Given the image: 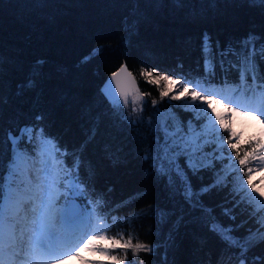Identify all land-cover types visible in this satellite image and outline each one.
Returning <instances> with one entry per match:
<instances>
[{"label":"trees","instance_id":"16d2710c","mask_svg":"<svg viewBox=\"0 0 264 264\" xmlns=\"http://www.w3.org/2000/svg\"><path fill=\"white\" fill-rule=\"evenodd\" d=\"M136 19V30L129 31L126 21L130 24ZM205 33L220 49L254 44L257 63L264 72V59L259 55L264 48V6L249 0H183V7H176L173 0H0V57L4 61L0 65V94L8 101L0 106V160L6 164L11 158L6 132L36 123L37 113H43V126L61 146L73 150L87 142L81 175L87 178V166L94 168L91 187L107 199L109 222L113 216L118 218L107 236L119 238L123 233L124 239L131 235L133 243L155 245L153 254L141 252L133 257L129 251L125 264H164L165 260L167 264H238L240 249L226 247L209 232L198 219L199 210H189L182 200L174 205L164 181L143 158L154 143L149 108L152 99L159 100V91L158 86L146 82L141 70L155 69L153 76L181 71L203 75ZM97 49L100 51H94ZM37 61L43 63L36 87L18 96L19 85L28 79ZM123 63L135 76L139 91L151 95L141 101L143 112L134 118L120 105L126 117L122 120L113 114L101 87ZM216 75L219 82V65ZM229 78L236 79V73L231 72ZM163 86L161 82L159 88ZM169 104L184 103L163 101L156 108ZM175 111L183 121L192 116L179 107ZM96 117V134L88 141ZM24 146L29 151L34 148L27 140ZM67 163L71 165V158ZM240 175L243 177V170ZM191 181L199 189L211 181V175L205 173L202 179L193 176ZM230 188L231 184L213 190L201 199L224 225L234 224V234L243 238L255 225L239 208L235 209V222L223 214L225 207H232ZM151 206H175L176 215L161 223ZM180 208L184 219L177 224ZM170 231L175 241L171 246L166 243ZM112 254L123 252L115 249ZM262 259L264 244L247 253V264H259Z\"/></svg>","mask_w":264,"mask_h":264},{"label":"snow or ice","instance_id":"6c2138e0","mask_svg":"<svg viewBox=\"0 0 264 264\" xmlns=\"http://www.w3.org/2000/svg\"><path fill=\"white\" fill-rule=\"evenodd\" d=\"M173 3L176 7H183V0H173ZM249 3L264 6V0H249ZM138 22V19L130 24L126 21L129 31H135ZM248 39L251 41L253 38L249 36ZM201 55L203 75L181 71L178 75L162 72L153 76L155 69L141 70V76L147 83L158 86L159 100L152 99L153 108L165 98L176 102L190 100V103L169 104L156 109L148 120L153 130V147L143 158L151 162L155 176L164 181L174 205L182 200L189 210H199L201 215L198 219L208 231L219 237L226 247L240 249L238 264H247V253L258 244H264V190L252 182V175L264 170V140L250 141L246 149L239 148L238 134L225 123L230 117L218 113L213 104L225 108L227 113L264 126V72L257 63L254 44H245L239 49L234 46L220 49L205 33ZM259 55L264 59V48L260 49ZM3 62L0 57V65ZM42 63L37 61L28 79L19 85L18 96H22L26 89L36 87ZM217 65L221 72L219 82ZM178 67L183 69L182 64ZM231 72L236 73V79L229 78ZM120 73H126L131 81L134 92L132 112L135 113L138 101L151 93L139 91L126 65L112 73L111 79L115 80ZM161 82H164L162 89L159 88ZM117 91L119 100L111 91L110 84L101 89L113 114L123 120L126 117L119 110L120 104L123 102L127 107L131 93L121 90L119 85ZM7 102V97L0 94V106ZM178 107L192 113L191 118L181 120L175 111ZM139 111L143 112V105ZM34 120L36 123L5 134L7 144L11 145V158L6 164L0 160V264H66L68 260L80 259V253L86 251L103 257L111 264H125L129 251L133 257L141 252L153 254L155 245L139 241L133 243L131 235L127 239L123 233L119 238L107 236L106 233L118 224V218L113 216L109 222L107 199L91 187L94 168L88 165V177L81 175L87 142L78 149L69 150L48 135L43 126V113H37ZM98 123L99 117H96V123L87 134L88 141L94 139ZM221 132H226L227 138L221 136ZM261 132L264 133V127ZM25 140L34 145L32 151L24 146ZM108 151L115 159L116 154L111 149ZM69 158L70 166L67 163ZM253 162L256 163L251 166ZM205 173L211 175V181L199 189L194 188L191 177L202 179ZM230 184L233 203L231 208L223 209V214L235 222V209L239 208L255 225L243 238L234 234V224L224 225L201 199L213 190L228 188ZM151 211L154 216H159L161 223L176 215L175 206L172 209L151 206ZM183 211L180 208L177 224L183 222ZM174 242L170 231L166 243L171 246ZM115 249H121L123 255H113ZM82 264L96 262L82 261ZM259 264H264V259Z\"/></svg>","mask_w":264,"mask_h":264},{"label":"rangeland","instance_id":"374dc122","mask_svg":"<svg viewBox=\"0 0 264 264\" xmlns=\"http://www.w3.org/2000/svg\"><path fill=\"white\" fill-rule=\"evenodd\" d=\"M116 99L119 100V97ZM132 99H133V96L128 95V106L125 107L123 102H121L120 105L124 108V110L126 111V114L129 117L134 118V117L139 116V114L141 113L139 111V108H140V105H143V103L141 101H138V103L135 105V107L137 108V112L133 113L132 108L134 107V105L132 104ZM163 101H167V103H169L170 100L168 98H165ZM181 101L184 104L190 103V100L182 99ZM199 103L200 102H197L198 105ZM213 107H215L217 112L220 113L222 116L228 115L230 117L228 120L225 121V123L227 126L231 127L232 130L238 134V137H239L238 147L239 148L245 147V145H248V142L250 141L254 142L257 139L264 140V133L261 132V129L264 126H262L259 122L254 121V120H248L245 117H241L233 113H227V110L221 107L220 105L213 104ZM156 109L158 108L156 107L153 108L152 105L150 106L149 113L151 114V117H153V114L155 113ZM220 135L227 138L228 134L226 132H221ZM226 151L230 152V150H227V149ZM255 163L256 162H253L251 166H254ZM252 182L257 188L264 190V170L255 172L252 175ZM100 246L104 247L103 244H101ZM82 261H93V262H96V264H111L110 261L104 259L103 257L99 255H95L92 252H87V251L80 253V259L68 260L66 261V264H82Z\"/></svg>","mask_w":264,"mask_h":264},{"label":"water","instance_id":"95a60500","mask_svg":"<svg viewBox=\"0 0 264 264\" xmlns=\"http://www.w3.org/2000/svg\"><path fill=\"white\" fill-rule=\"evenodd\" d=\"M122 65H126V64L123 63ZM119 69H120V68H119ZM119 69H118V70H119ZM126 69H127V72H131L127 65H126ZM118 70H117V71H118ZM117 71H116V72H117ZM114 73H115V72H114ZM131 74H132V72H131ZM111 76H112V74L109 75V76L106 78V80L104 81V83H103L101 89H104L106 84H110L111 91H112L113 93H115L116 98H118V97H119V91H117V85H119V88H120L121 90H123V91H125V92H128V93H131V94H129V95L134 96V92L132 91L131 81L129 80V78H128V76H127L126 73H120V74L115 78V80H112V79H111ZM132 76L135 78V76H134L133 74H132ZM135 81H136V85H137V87H138V89H139V85H138V82H137L136 78H135Z\"/></svg>","mask_w":264,"mask_h":264}]
</instances>
